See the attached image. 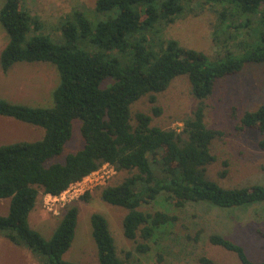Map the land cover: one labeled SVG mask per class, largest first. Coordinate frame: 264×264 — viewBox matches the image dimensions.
I'll use <instances>...</instances> for the list:
<instances>
[{
    "label": "trees",
    "instance_id": "trees-1",
    "mask_svg": "<svg viewBox=\"0 0 264 264\" xmlns=\"http://www.w3.org/2000/svg\"><path fill=\"white\" fill-rule=\"evenodd\" d=\"M206 9L217 15L213 36L221 52L215 59L175 39L162 41L161 50L148 44L149 35H159L164 27ZM96 10L99 14L116 11V15L95 27L84 13L75 12L62 26L66 44L36 35L26 46L31 30L42 27L40 20L25 10L24 0H6L0 10V22L10 36L0 55L3 71L8 73L17 63L43 62L55 64L60 74L52 108L0 99V117L45 130L40 141L0 146V199H11L9 213L0 215V233L8 232L13 244L44 256L45 264H76L64 256L75 241L79 208L69 205L52 239L47 240L30 224L40 195L61 196L105 164L131 173L121 184L104 187L101 196L106 203L129 211L124 219L125 237L141 254L151 250L149 243L159 230L179 220L167 212L141 210L162 195L177 208L208 204L232 210L264 204L263 185L226 188L209 178L208 168L217 161L212 145L222 133L207 127L204 104L219 81L241 73L246 64L264 63V0H97ZM257 25H262L260 43L251 48L248 42ZM242 36L251 39L237 45L242 51L239 56L230 50V43ZM81 40H90L101 52L80 48ZM113 52L131 58L122 62ZM181 76L189 78L192 94L200 102L181 130L152 126L153 117L142 112L135 114L133 123L135 102L151 96L156 103L155 95ZM161 112L154 108L155 116ZM75 120L82 122L84 147L69 154L64 163H51L72 140ZM240 128L259 132L258 147L264 151V104L246 112ZM221 175L225 177L226 172ZM89 198V193L83 196ZM91 223L100 264H127L119 256L107 218L94 213ZM258 233L264 238L262 230ZM209 241L235 253L242 264H264L222 234L210 235ZM131 255L128 252L127 258ZM200 263L219 264L205 256Z\"/></svg>",
    "mask_w": 264,
    "mask_h": 264
},
{
    "label": "rangeland",
    "instance_id": "rangeland-1",
    "mask_svg": "<svg viewBox=\"0 0 264 264\" xmlns=\"http://www.w3.org/2000/svg\"><path fill=\"white\" fill-rule=\"evenodd\" d=\"M5 2L6 0H0V10ZM96 3L97 0H24L25 10L37 17L42 24L38 31L31 30L25 46L36 35H46L57 45L66 44L62 26L65 18L75 12L84 13L95 27L100 21L116 15V11L99 14ZM216 23L217 15L206 9L198 16H185L169 27H164L159 35H149L148 44L155 50H161L162 41L175 39L183 47L204 52L215 59L221 52L216 47L213 36ZM255 28L256 30L252 31V39L242 36L230 43V50L240 56L242 51L237 49V45L247 38L251 39L248 42L251 48L259 45L262 25ZM9 42L10 36L0 22L1 50ZM78 46L89 52H101L90 40H81ZM111 55L122 62L131 58L128 54L117 52ZM16 66L9 75L0 74V99L30 107H54V91L60 84L57 66L43 62L19 63ZM155 96L156 103L151 101V96H146L133 104V123L135 114L142 112L153 117L152 126L181 130L183 121L193 115L200 103L192 94L187 76L178 77L169 89ZM204 104L207 127L222 133L212 145V152L217 161L208 168L209 178L226 188L254 184L264 186V151L258 147L262 136L255 130L240 128L243 115L264 104V63L246 64L241 73L219 81L214 94L205 100ZM155 107L162 110L159 117L154 114ZM81 124L80 120L74 121L72 140L66 145L63 153L51 160V163H64L69 154L84 147ZM44 136L45 130L41 127L13 118L0 117V146L17 142H36ZM223 172H226L225 177L221 175ZM129 176L131 173L127 171L116 170V174L106 185H97L87 192L90 194L88 200L83 199L87 193L75 197L71 192L61 197L54 205L53 201L47 204L46 195L41 194L30 215L32 228L40 232L45 239L51 240L66 208L69 205L78 206L79 220L75 241L64 256V260L76 264H100L91 223L94 213H101L107 218L119 256L126 260L127 264H201L200 258L204 256L219 264H242L235 253L210 243L209 237L214 233L222 234L242 245L254 261H264V238L258 233V230L264 232V204L232 210H221L208 204H187L183 208H177L173 201L168 200L167 195L160 196L154 203L143 205L141 210L150 214L157 211L167 212L177 215L179 220L157 232L149 243L151 250L148 253L137 252L135 243L127 239L124 233V219L129 211L106 203L101 196L104 187L119 185ZM141 189L143 188L139 190ZM10 204V198L0 199V215L9 213ZM7 234L8 232L0 233V264H45L44 256L25 245L13 244ZM128 252L132 254L129 258Z\"/></svg>",
    "mask_w": 264,
    "mask_h": 264
},
{
    "label": "built area",
    "instance_id": "built-area-1",
    "mask_svg": "<svg viewBox=\"0 0 264 264\" xmlns=\"http://www.w3.org/2000/svg\"><path fill=\"white\" fill-rule=\"evenodd\" d=\"M115 174H116V169L109 164H105L102 168H100L98 171L91 174L90 176L86 177L83 181L72 185L61 196L46 195V198L48 199L47 204H50L49 201H53L55 205L60 200L61 197L71 192L75 194V197H78L80 195L87 193L88 191H91L97 185L99 186L106 185L107 181Z\"/></svg>",
    "mask_w": 264,
    "mask_h": 264
},
{
    "label": "crops",
    "instance_id": "crops-1",
    "mask_svg": "<svg viewBox=\"0 0 264 264\" xmlns=\"http://www.w3.org/2000/svg\"><path fill=\"white\" fill-rule=\"evenodd\" d=\"M2 48V47H1ZM1 48H0V50H1ZM6 47H4L0 52L2 53V51L5 49ZM19 63H17V64H15L12 68H11V70L8 72V73H5L4 71H3V69H2V66H1V68H0V74L1 75H9L10 73H12V71L17 67L16 65H18ZM23 65V64H22ZM28 65H31V64H28ZM24 67V66H23ZM19 87H21V86H19ZM11 101V100H10Z\"/></svg>",
    "mask_w": 264,
    "mask_h": 264
}]
</instances>
